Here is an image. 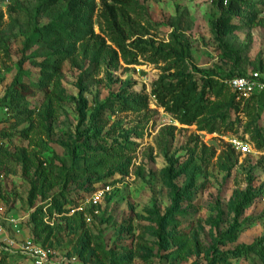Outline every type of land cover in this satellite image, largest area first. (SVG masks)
<instances>
[{
  "label": "rangeland",
  "instance_id": "rangeland-1",
  "mask_svg": "<svg viewBox=\"0 0 264 264\" xmlns=\"http://www.w3.org/2000/svg\"><path fill=\"white\" fill-rule=\"evenodd\" d=\"M133 1L119 29L104 15L113 1L93 0L92 33L68 38L63 4L49 14L40 0H0V264H33L27 241L62 264H264V99L253 123L245 104L226 107L227 89L212 94L211 116H228L212 133L152 95L161 78L259 73L264 83V0H251L259 26L227 36L215 30L220 0ZM51 24L65 32L55 46L39 39ZM46 58L60 72L41 88ZM16 82L36 85L23 104L31 122L3 99ZM23 155L52 167L57 185L43 187Z\"/></svg>",
  "mask_w": 264,
  "mask_h": 264
},
{
  "label": "trees",
  "instance_id": "trees-1",
  "mask_svg": "<svg viewBox=\"0 0 264 264\" xmlns=\"http://www.w3.org/2000/svg\"><path fill=\"white\" fill-rule=\"evenodd\" d=\"M112 1L114 5H104V15L106 17V21L109 26H116L117 28L120 27L119 29H122L123 25H119L118 27V13L121 12L124 20H128L129 16L126 9L131 7L134 1ZM225 3L226 5H224ZM58 4H63L65 7L63 13L61 14V19L64 24V28L71 31V34H67L68 38L72 37V35L84 37L92 31L93 19L95 15L93 0H40V6L44 7L45 12L49 14ZM220 6L222 10L221 16L215 25V30L220 35L227 36L240 28H255L260 25L261 20H259V15L262 9L252 3L251 0H220ZM64 28L56 26L55 24H51L49 27H44L39 39L49 42L52 46H55L58 42L62 41V36L65 35L64 30H62ZM118 47L126 60L131 59L132 56L133 58L136 57V55L126 46L119 43ZM139 47L140 45L136 46V48ZM40 67L42 77L37 87L43 88L47 87V85L53 81L54 75L60 72V64L55 60L46 58L40 63ZM236 77H245V75L240 74L237 76L226 77L224 78L226 84L221 83V78H207L202 84H199L198 81H194L188 77L183 79L178 78L171 82H166L164 78H161L158 82H156L152 95L166 112L175 116L182 124L193 126L204 123L205 129H209L213 133L218 129L226 127L228 116H211L215 109L212 102V94L216 93V95H218L220 91L227 89L229 94H227L226 98V107H229L231 111L235 110L236 112H239L240 106L245 104L243 111L250 118L251 122L256 123L260 118V113L256 114L255 103L264 99V91L252 95L249 99H245L238 92L234 91L227 83L229 80ZM226 85L228 88H226ZM33 87H36V85H25L16 82L10 89V92L6 93L3 98L4 101H9L10 107L25 116L26 119L24 121L28 122L32 121L34 112L30 111L27 107L25 108L23 104ZM140 103H143V101ZM207 116H210L208 117L209 120H204ZM93 117L94 119H99V112ZM256 135L257 138L261 136L260 132H256ZM22 157V161L26 163L25 166L28 170H36L38 181L41 182L43 187L47 185L49 189H53L57 185V182L50 177L53 174L52 167L50 172H47L44 168L43 162L34 159L32 160L26 155H23ZM172 188L176 193L174 201L177 203L179 198L177 195L178 190L175 186H172ZM37 193L38 188L35 187L31 194V199H34ZM55 204L56 206L58 205V213L63 214L61 209L62 206L59 205L57 200L55 201ZM33 222H35L38 227L46 226L44 224V215L42 211H37L33 214ZM238 228L239 227L237 225L234 226L236 231H238ZM47 229L51 228L47 227ZM88 244L89 242L84 241L83 247L86 248ZM249 251H254V248L251 247ZM83 253L84 252L80 253V255L82 256ZM242 253V251L237 250L235 252L228 253L225 256L238 257ZM223 258L224 257L221 256L219 260L222 261ZM262 261H264V256Z\"/></svg>",
  "mask_w": 264,
  "mask_h": 264
},
{
  "label": "built area",
  "instance_id": "built-area-1",
  "mask_svg": "<svg viewBox=\"0 0 264 264\" xmlns=\"http://www.w3.org/2000/svg\"><path fill=\"white\" fill-rule=\"evenodd\" d=\"M228 85L238 92L243 98L249 99L252 95L256 93H261L264 91V83L259 73H253L245 77H237L229 80ZM243 153H249L250 147L247 144L241 146ZM2 228L0 225V233ZM20 250L24 255L29 257L33 264H62L54 262L51 254L45 252L39 245L33 241L25 242Z\"/></svg>",
  "mask_w": 264,
  "mask_h": 264
}]
</instances>
